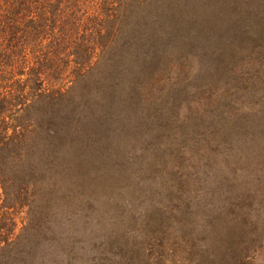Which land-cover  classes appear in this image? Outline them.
<instances>
[{"label":"rangeland","instance_id":"1","mask_svg":"<svg viewBox=\"0 0 264 264\" xmlns=\"http://www.w3.org/2000/svg\"><path fill=\"white\" fill-rule=\"evenodd\" d=\"M73 1L77 23L96 18L101 0ZM178 2L167 43L147 23L108 53L118 65L111 71H121L110 119L89 148L90 169L65 183L58 211L50 206L38 220L28 209V264H264V144L250 158L232 157L235 175L223 173L244 196L226 206L224 238L211 213L219 216V151L229 152L208 141L232 121L250 136L244 119L264 118V0ZM144 35L148 42L131 44ZM181 131L193 141H177Z\"/></svg>","mask_w":264,"mask_h":264},{"label":"trees","instance_id":"2","mask_svg":"<svg viewBox=\"0 0 264 264\" xmlns=\"http://www.w3.org/2000/svg\"><path fill=\"white\" fill-rule=\"evenodd\" d=\"M71 1L64 5V0H0V264H28L27 235L32 225L28 209L35 207L38 220L47 208L58 211L65 183L72 185L77 168L90 169L87 153L97 129L110 119L107 114L118 91L115 80L121 75L119 68L111 71L118 65L110 63L108 53L115 54L123 39L127 42L128 30L137 29L132 36L136 32L142 36L147 23L154 36L162 32L167 43L172 10L179 3L116 0L121 9L115 16L119 4L101 0L96 18L79 24L74 19L77 10L68 11L81 6ZM149 37L131 44L148 42ZM21 58L27 59L19 65L16 61ZM220 114L219 122L226 124ZM257 118L244 119L252 122L250 136L245 130L240 134L241 126L234 127L232 121L220 127L215 141L208 138L209 144L214 142L209 146L213 151L228 146L229 152L219 151V216L216 207L211 213L215 224L219 221V237L228 230L226 206L244 199L231 181L226 185L223 173L235 175L232 157L250 158L253 148L264 144L259 142L264 118ZM176 140L193 141L182 131ZM181 151L180 143L177 154ZM260 157L264 160V145ZM234 221L231 216L232 226Z\"/></svg>","mask_w":264,"mask_h":264}]
</instances>
